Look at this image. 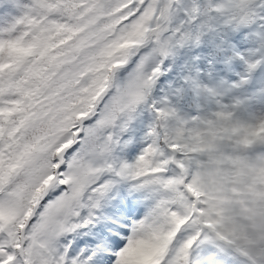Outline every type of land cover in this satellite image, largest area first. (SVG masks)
<instances>
[{
	"label": "snow or ice",
	"instance_id": "6c2138e0",
	"mask_svg": "<svg viewBox=\"0 0 264 264\" xmlns=\"http://www.w3.org/2000/svg\"><path fill=\"white\" fill-rule=\"evenodd\" d=\"M0 264H264V0H0Z\"/></svg>",
	"mask_w": 264,
	"mask_h": 264
}]
</instances>
